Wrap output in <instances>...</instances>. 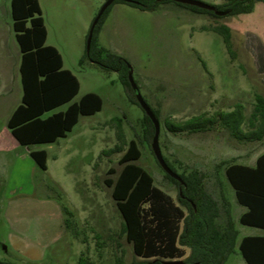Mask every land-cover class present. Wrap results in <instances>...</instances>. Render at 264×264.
<instances>
[{
  "label": "rangeland",
  "instance_id": "obj_1",
  "mask_svg": "<svg viewBox=\"0 0 264 264\" xmlns=\"http://www.w3.org/2000/svg\"><path fill=\"white\" fill-rule=\"evenodd\" d=\"M39 1L48 31L46 44L59 50L64 68L79 81V93L73 102H78L87 93H95L102 99V108L94 115L80 116L66 138L34 147L46 150L49 169L47 172L37 171L35 189L30 196H9L5 194L4 186H0V260L28 264L8 245L10 229L3 219L7 205L22 200L39 207L41 203L38 204L37 200L48 195L72 212L73 216L68 217L62 211L63 218H69L72 226L46 251L42 261L29 264H77L81 254L94 264H114L117 258L129 264L139 258L122 233L123 219L111 196L112 187L106 184V180H114L121 170L119 160L124 153L110 152L118 145L117 120H120L126 143L135 140L138 144L141 157L135 163L152 176L154 186L175 205H178V187L164 177L165 173L144 135V112L129 102L118 73L103 69L86 57L88 32L104 0ZM196 1L208 5L223 2ZM12 22L10 16L1 14L0 29L4 35L1 40L6 45L7 67L16 74L19 47ZM214 25H226L232 30L237 26L242 32L246 30L251 36L248 39L252 55L247 59L243 54L240 57V43L232 34L233 51L239 53V59H231L222 37L213 31L202 30ZM96 45L128 62L139 93L158 113V144L163 157L178 175L193 172L202 175L204 190L219 207L217 225L225 226L228 209L234 226L240 228L239 238L255 233V229L238 223L243 209L236 202L222 162L252 164L254 157L264 150V141L239 142L219 126L203 133L174 134L168 132L164 124L167 119L182 122L200 114L231 110L235 103L244 105V114L249 117L254 97L243 88L254 84L257 78L254 67L264 53V3H255L250 14L221 17L196 13L172 1L160 4L152 12L116 3L99 27ZM240 63L244 66H239ZM243 81L247 82L246 85ZM67 106L52 110L44 117L65 111ZM10 164L3 163L0 158V176L6 174ZM110 169L113 174L109 173ZM32 211V219L40 223L37 229L47 217V236L55 234L58 237L52 222L59 217L55 216L52 207L40 206ZM43 228L45 230V226ZM182 252L183 257L176 261L183 260L190 251L184 248ZM224 264H246L237 244Z\"/></svg>",
  "mask_w": 264,
  "mask_h": 264
},
{
  "label": "trees",
  "instance_id": "obj_2",
  "mask_svg": "<svg viewBox=\"0 0 264 264\" xmlns=\"http://www.w3.org/2000/svg\"><path fill=\"white\" fill-rule=\"evenodd\" d=\"M164 2L168 0H114L95 26L89 53H86L90 62L118 73L129 102L137 106L139 105L128 81V62L97 47L96 35L110 8L116 3L152 12ZM257 2L264 3V0H223L221 4L212 6L216 11L226 12V16L240 15L251 13ZM184 6L196 13L221 17L212 11ZM11 17L21 54L19 72L23 95L20 105L8 120V128L21 146L54 143L72 131L80 116L99 112L102 99L95 93H87L78 102H73L79 93V81L69 70L63 68L62 56L58 50L46 45L47 30L38 0H11ZM202 30L219 34L230 58H235L230 29L226 25L203 27ZM66 104L68 106L65 111L44 117L46 113ZM151 110L158 119L157 111ZM244 110V105L238 103L230 111L200 114L182 122L167 119L164 125L168 132L174 134L203 133L219 126L239 142L264 140V97L254 95L249 117H246ZM142 121L145 138L151 144L153 124L145 113ZM116 129L118 145L110 152H124L119 160L121 170L114 180H106V184L112 187L111 196L123 219L122 233L139 258L129 264H167L183 257L184 248L190 252L181 260L183 264H224L234 250L238 231L228 209L225 226L217 225L219 207L204 190L202 175L199 172L181 174L179 176L183 184H180L165 174L164 177L178 187V205H175L163 191L154 186L152 176L135 163L140 159L141 152L135 140L126 143L120 120H117ZM30 156L40 170L47 169L44 150L31 151ZM163 158L176 173L167 159ZM222 163L237 202L247 208L239 218L240 224L264 228V153L257 158L253 167L236 161ZM109 173L113 174L114 171L110 169ZM224 202L227 203L225 199ZM62 211L68 217L73 216L66 207H62ZM71 224L69 218L64 219L65 229ZM239 251L247 264H264V237H244L239 243ZM0 264L16 263L0 260ZM77 264L94 263L81 254ZM114 264L125 262L122 258H117Z\"/></svg>",
  "mask_w": 264,
  "mask_h": 264
},
{
  "label": "crops",
  "instance_id": "obj_3",
  "mask_svg": "<svg viewBox=\"0 0 264 264\" xmlns=\"http://www.w3.org/2000/svg\"><path fill=\"white\" fill-rule=\"evenodd\" d=\"M38 2L40 5L39 0ZM2 13L6 16L11 17V0H2L0 2V17ZM229 29L231 33V42H232V34L236 35L240 43L239 44L240 52H242L240 54V57L243 54V57L247 59L249 55L250 56L252 55L251 54L252 47L248 39V37L250 38L251 36H249V33L246 30L242 32L240 28L237 26L233 30L231 28ZM3 36H4L3 31L0 29V119H1L0 120V158L1 160H3V163L7 162L11 164L6 174L0 176V186H4L5 188L4 192L9 196H16V195L30 196L33 190L35 189L34 188L35 174L37 173L38 170L40 171V168L31 158L30 152L44 150V149H34L35 146L50 145L53 143L32 145L29 147L21 146L12 136L8 128L7 124L10 116L22 101L23 90H22V84H21L20 72H19L20 59H21L20 50L18 48V52H17L18 61L16 62L17 73L16 74L11 73L9 66L7 67L8 59L6 54L7 51L6 45L1 40ZM47 37H48V31H47ZM47 37H46V41H47ZM250 41L252 42V38L250 39ZM48 46H53V45H48ZM238 59H239V53L235 52L234 60H238ZM239 66H244V64L240 63ZM63 68H64V64H63ZM254 68H255L254 72L256 73V77H257L256 80H254L255 81L254 84L246 85L247 82L243 81L244 85H246V88L243 87L242 88L252 97H254L255 94H259L264 97V53L263 52ZM239 87L237 89H239ZM263 141L264 140L260 142ZM44 151L46 152V150ZM263 153L264 150L258 153L254 157L252 164H246L240 161L237 163H241L253 167L256 163L257 158ZM46 155L48 160L47 152ZM47 160H46V164H47ZM48 169L49 166L47 164V169L43 172H47ZM60 189L62 188L60 187ZM234 196H235V192H234ZM38 200L37 203L38 204L41 203L40 204L41 207L46 208L51 206L52 209L56 212L55 216L59 217L58 220L52 222V225L55 226L56 234L58 235V237L54 236L55 234L52 236L51 235L47 236L48 228H49V220L47 217L45 218L44 221L41 222L40 225L41 228L37 229V227L39 226L38 224L40 223L39 221L35 223L34 220L32 219V214H33L32 209L34 208L39 209L40 206L38 207L36 205H32L31 202L30 204H27V202H23L22 200L20 202L13 201L12 203H9L7 205L3 214V219L5 223L8 225V228L10 229V233H8L7 235L8 245L14 251V254L18 256V258L27 261L28 264L35 263L37 261H42L45 257L46 251L50 250L54 244H56L60 239H62L65 236V231H66L64 226V218L62 214V206L59 205L60 202L58 201L56 202L54 199H52V197L48 195H45L44 197H41ZM237 204L243 209L238 217V223L240 224L239 218L242 214H244L247 211V208L240 205L238 202ZM27 208H29V210H27ZM240 225L243 227L253 228L256 230V232L241 236V238H239L240 228L238 226H234L235 229L238 231V236L236 239L238 250H239V243L244 237H264V228L246 226L242 224ZM44 226H45V230L43 228ZM31 229H35V230H31ZM29 231L31 233H29ZM28 234L30 235V237H28L29 236ZM44 238L45 239L47 238L46 241H43Z\"/></svg>",
  "mask_w": 264,
  "mask_h": 264
},
{
  "label": "water",
  "instance_id": "obj_4",
  "mask_svg": "<svg viewBox=\"0 0 264 264\" xmlns=\"http://www.w3.org/2000/svg\"><path fill=\"white\" fill-rule=\"evenodd\" d=\"M114 0H106L104 1V3L102 4L98 14L96 15V17L94 18L89 32H88V36L86 39V53H89V49H90V45H91V41H92V37H93V31L95 26L97 25L100 17L102 16V14L105 12V10L113 3ZM168 1H172L175 3H179V4H183V5H188V6H193V7H197L200 9H204L207 11H212L215 15L217 16H225L227 13L226 12H220V11H216L215 8L212 5H208V4H204L202 2L196 1V0H168ZM128 81L130 84L131 89L133 90L134 94H135V99L139 105V107L143 110V112L145 113V115L150 119V121L153 124L154 127V135L150 144V148L151 151L157 161V163L159 164V166L161 167V169L164 171V173L166 175H168L169 177L173 178L174 180L178 181L180 184H183L182 179L180 178V176L176 173H174L169 166L167 165V163L165 162L163 155L161 153L159 144H158V135H159V121L158 119L155 117L154 113L152 112L151 108L148 106V104L145 102V100L143 99V97L141 96V94L139 93L138 87L136 85V83L133 80L132 77V70L131 68L128 66ZM167 264H183L182 261H170L167 262Z\"/></svg>",
  "mask_w": 264,
  "mask_h": 264
}]
</instances>
